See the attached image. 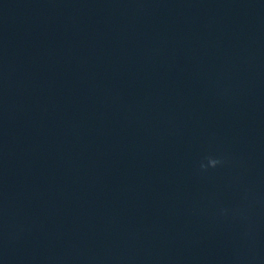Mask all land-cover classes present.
<instances>
[{
  "label": "water",
  "instance_id": "obj_1",
  "mask_svg": "<svg viewBox=\"0 0 264 264\" xmlns=\"http://www.w3.org/2000/svg\"><path fill=\"white\" fill-rule=\"evenodd\" d=\"M0 264H264V0H0Z\"/></svg>",
  "mask_w": 264,
  "mask_h": 264
},
{
  "label": "clouds",
  "instance_id": "obj_2",
  "mask_svg": "<svg viewBox=\"0 0 264 264\" xmlns=\"http://www.w3.org/2000/svg\"><path fill=\"white\" fill-rule=\"evenodd\" d=\"M207 163L201 162L199 168L202 172H207L209 169H216L225 164V159L221 156L209 155L206 157Z\"/></svg>",
  "mask_w": 264,
  "mask_h": 264
}]
</instances>
